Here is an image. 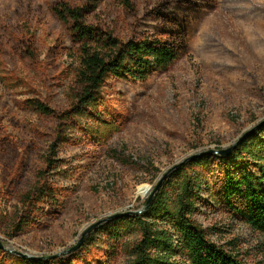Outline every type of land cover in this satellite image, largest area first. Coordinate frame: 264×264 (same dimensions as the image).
Here are the masks:
<instances>
[{
    "label": "rangeland",
    "instance_id": "1",
    "mask_svg": "<svg viewBox=\"0 0 264 264\" xmlns=\"http://www.w3.org/2000/svg\"><path fill=\"white\" fill-rule=\"evenodd\" d=\"M155 2L0 0V131L12 153L10 161L0 159V241L6 249L36 260L60 255L56 260L70 258L73 264L102 261L111 217L140 211L147 187L173 166L227 149L264 122V0H213L190 33L187 53L148 88L109 80L103 107L93 111L108 114L104 133L88 110L79 112L72 98L77 51L51 7L90 3L88 23L125 40L137 26L148 25L145 13ZM26 44L35 46L36 61L22 59ZM33 103L69 118L56 121L36 112ZM53 144L59 168L52 178L62 191L63 211L44 229L29 225L9 236L20 197ZM196 210L195 219L212 240L235 237L246 264H264V238L212 212L206 188ZM102 221L77 251L62 255ZM122 233L125 241L135 237L129 229ZM10 255L7 264H26Z\"/></svg>",
    "mask_w": 264,
    "mask_h": 264
},
{
    "label": "trees",
    "instance_id": "2",
    "mask_svg": "<svg viewBox=\"0 0 264 264\" xmlns=\"http://www.w3.org/2000/svg\"><path fill=\"white\" fill-rule=\"evenodd\" d=\"M212 4L213 0H156L145 13L148 25L137 26L125 40L113 31L88 23L93 8L90 3L81 7L63 3L52 6V14L68 27L77 51L72 98L79 112L88 110L91 120L96 119L103 128L102 133L108 130V114L93 113L104 105L102 95L107 82L148 88L158 75L166 73L187 53L192 29ZM21 53L24 61L38 59L33 44H26ZM31 106L59 122L65 123L69 118L67 113L57 115L41 103ZM94 140H98L97 135ZM11 158L9 142L0 131V159ZM58 168L53 144L44 153L34 181L20 197L21 208L14 215L9 236L19 235L29 225L44 229L46 221L61 215L62 191H58L52 178ZM204 188L212 212L264 238V124L243 138L227 156L203 153L180 165L166 177L142 214L113 219L106 225L112 226L106 233L108 253L104 260L94 264H121L123 256L122 264H246L245 253L239 250L235 237L220 239L224 243L214 241L195 219ZM126 229L135 234L131 241L124 240L122 232ZM215 230V233L224 232ZM9 256L0 250V264H7ZM25 260L26 264H73L70 258Z\"/></svg>",
    "mask_w": 264,
    "mask_h": 264
},
{
    "label": "water",
    "instance_id": "3",
    "mask_svg": "<svg viewBox=\"0 0 264 264\" xmlns=\"http://www.w3.org/2000/svg\"><path fill=\"white\" fill-rule=\"evenodd\" d=\"M262 124H264V122L261 123V124H259L258 126H260V125H262ZM258 126H257V127H258ZM257 127H255V128H253V129H251L250 131L244 133V135H242V137H241L240 139H238V141H237L235 144H233L231 147H229V148H227V149H221V150H219V151L210 150V151H206V152H203V153L216 154V155H219V156H221V157L227 156V155L232 151V149H234V148L239 144V142H240L243 138H245L250 132H252L253 130H255ZM203 153H199V154H197V155H194V156L190 157L189 159H186V160L183 161L182 163L173 166L169 171H167V172H166V173H165V174H164V175L158 180V182L155 184L154 187H152V188H151V187H147L148 190H149V194H148V196L146 197L145 204H144L143 208H142L140 211H136V212H131V211H129V212L124 213V214L115 215V216L111 217L109 220H112V219H115V218H118V217H122V216H138V215L142 214V213H143L144 211H146V209L148 208V206H149V204L151 203V201H152V199H153L155 193L157 192V190L159 189V187L161 186V184L164 182V180L166 179V177H167L170 173H172L174 170H176L180 165L186 163L187 161L191 160L192 158H194V157H196V156H199V155H201V154H203ZM103 222H104V221H102V222H98V223L94 224L92 227L88 228V229L82 234V236H81L80 240L78 241V243H77L74 247H72V248L68 249L66 252L62 253V255H63V256H64V255H69L70 253H73V252L77 251V250L80 248V246L82 245V243H83V241H84L86 235H87L88 233H90L93 229H95L96 227H98L99 225H101ZM0 250L5 251V252H7L8 254H15V255H17V256L23 258V259H34V257H30V256H28V255H26V254H22V253H20V252H16V251H12V250H8V249H6V247L4 246V244H3L1 241H0ZM59 256H60V255H52V256H50V257H43V258H41V259L52 260V259H56V258H58Z\"/></svg>",
    "mask_w": 264,
    "mask_h": 264
}]
</instances>
